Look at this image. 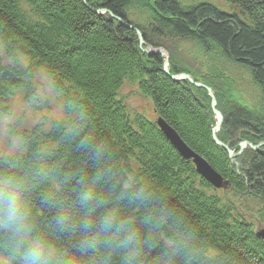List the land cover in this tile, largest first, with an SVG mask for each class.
<instances>
[{"label": "trees", "instance_id": "trees-1", "mask_svg": "<svg viewBox=\"0 0 264 264\" xmlns=\"http://www.w3.org/2000/svg\"><path fill=\"white\" fill-rule=\"evenodd\" d=\"M146 1L0 0V45L13 61L6 69L0 64V100L10 98L27 76L19 65L21 56L74 90L70 94L62 88L69 94L65 111L70 125L26 134L25 154L0 160V173L29 178L26 197L37 228L65 249L71 264H101L103 250L81 255L75 247L79 219L113 208L132 220L146 241L139 264H264V241L254 228L234 217L156 122L140 114L131 117L117 98L123 83L137 78L157 119L173 128L230 188L264 199V153L254 154L237 172L214 142L207 94L173 81L179 68L172 65L165 74L161 56L145 58L139 50L136 32L92 11L106 10L127 21L130 4ZM227 2L240 15L161 0L150 9L158 26L176 38L209 43L226 60L251 71L262 113L245 107L224 113L219 139L233 150L238 134L253 145L264 142V0ZM86 188H93L105 205L81 207L78 197ZM60 213L72 218L69 231H55ZM111 264H121L120 256L112 255Z\"/></svg>", "mask_w": 264, "mask_h": 264}, {"label": "rangeland", "instance_id": "rangeland-1", "mask_svg": "<svg viewBox=\"0 0 264 264\" xmlns=\"http://www.w3.org/2000/svg\"><path fill=\"white\" fill-rule=\"evenodd\" d=\"M161 1L164 4L177 2L184 8L210 5L221 10L224 14L240 15L238 8L229 5L227 0ZM83 2L87 4L86 0ZM156 3L157 0H147L143 5L130 4L127 10V21L117 18L106 10L92 11L101 16L108 15L110 19L127 30H129L128 26L133 27L135 30L131 29L130 31L138 34L139 50L145 58H151L149 53L153 57L161 56L164 63L163 69L167 70V75L170 74L172 65L179 68L180 74L172 77V80L177 78V81H173L188 83L192 88L202 90L207 94L210 99L209 110L215 138L219 144L228 147L229 152L227 153L232 166L237 172H242L254 154L264 153V142L253 145L245 140L244 135L238 134L237 143L235 142L237 146L232 150L230 144H224L219 136L223 132L224 113H228L234 107H245L253 112L262 113V97L252 82L251 71L229 62L223 57L220 50L209 43L179 39L162 29L155 22L151 12ZM18 60L27 76L23 77L19 87L12 90L10 98L0 100L2 108L0 112V160L5 162L16 160L25 154L22 137L25 138L26 134L32 135L36 130L48 134L56 124L64 123L69 126L71 123L65 111L66 97L69 94L62 88L69 92L74 90L69 86L59 85L58 81L44 67L31 65L30 60L22 56ZM12 63L13 61L0 45L2 68H10ZM13 69L18 70L14 65ZM70 94L72 93L70 92ZM117 98L126 107L131 117L140 114L150 122H156L157 125L159 118L157 119L153 103L148 97L141 94L137 78L126 80ZM213 109L216 110V113L213 112ZM220 120L222 124L219 126ZM166 140L172 145L167 138ZM216 144L225 150L218 143ZM188 161L193 163L197 171L193 160ZM207 183L215 190L223 205L233 211L234 217H239L250 224L257 234L264 231V199L252 196L249 192L238 193L229 186L216 189L209 182Z\"/></svg>", "mask_w": 264, "mask_h": 264}, {"label": "clouds", "instance_id": "clouds-1", "mask_svg": "<svg viewBox=\"0 0 264 264\" xmlns=\"http://www.w3.org/2000/svg\"><path fill=\"white\" fill-rule=\"evenodd\" d=\"M29 186L27 176L0 173V264H71L65 249L37 228L26 197ZM78 201L81 207L94 202L95 208H101L106 203L93 188L82 191ZM53 227L56 232L69 231L72 218L60 213ZM79 229L75 247L81 255L103 250L101 264H111L114 254L120 256L121 264H139L146 241L141 240L132 220L122 217L117 209H105L94 218L82 216Z\"/></svg>", "mask_w": 264, "mask_h": 264}, {"label": "water", "instance_id": "water-1", "mask_svg": "<svg viewBox=\"0 0 264 264\" xmlns=\"http://www.w3.org/2000/svg\"><path fill=\"white\" fill-rule=\"evenodd\" d=\"M128 29L135 30L133 27L128 26ZM153 56V55H150ZM165 73H168L166 69H164ZM173 80L177 81V78H173ZM213 112L216 113V110L213 109ZM222 124L220 120L219 126ZM157 126L159 127L160 131L164 136L172 143V146L184 157L186 160H193L197 172L203 177L207 182H209L212 186L216 189L227 188L229 184L224 181V179L216 173L211 166L202 158L198 157L195 153H193L181 140L177 132L172 129L165 121L161 118L157 121ZM213 139L215 143H218V140L215 138V132L213 131ZM221 147L225 149L226 152H229L227 146H223L219 144ZM257 236L264 241V231H261L257 234Z\"/></svg>", "mask_w": 264, "mask_h": 264}, {"label": "bare ground", "instance_id": "bare-ground-1", "mask_svg": "<svg viewBox=\"0 0 264 264\" xmlns=\"http://www.w3.org/2000/svg\"><path fill=\"white\" fill-rule=\"evenodd\" d=\"M85 3V2H84ZM86 4V3H85ZM87 5V4H86ZM137 34V33H136ZM137 36H138V34H137ZM144 37H145V35H144ZM149 55H152L151 53H149ZM150 57H153V56H150ZM170 72V71H169ZM166 74V73H165ZM217 119H219V118H217ZM173 129V128H172ZM212 133H213V130H212ZM178 134V133H177ZM179 135V134H178ZM180 137V136H179ZM181 138V137H180ZM182 140V139H181ZM183 141V140H182Z\"/></svg>", "mask_w": 264, "mask_h": 264}]
</instances>
